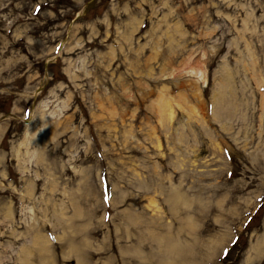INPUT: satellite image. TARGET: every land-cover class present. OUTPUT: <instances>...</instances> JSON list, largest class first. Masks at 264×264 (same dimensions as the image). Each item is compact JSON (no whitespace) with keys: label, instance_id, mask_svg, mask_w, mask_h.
<instances>
[{"label":"rangeland","instance_id":"374dc122","mask_svg":"<svg viewBox=\"0 0 264 264\" xmlns=\"http://www.w3.org/2000/svg\"><path fill=\"white\" fill-rule=\"evenodd\" d=\"M263 236L264 0H0V264H264Z\"/></svg>","mask_w":264,"mask_h":264},{"label":"bare ground","instance_id":"6f19581e","mask_svg":"<svg viewBox=\"0 0 264 264\" xmlns=\"http://www.w3.org/2000/svg\"><path fill=\"white\" fill-rule=\"evenodd\" d=\"M264 237V236H263ZM41 236L36 234V236L34 237V239L32 240V244L30 245V247L26 248V249H23L20 253H21V256H24L26 260H31L33 259L36 254L38 256V253L40 252H43L45 251V242H46V239L43 235V238H44V243L41 242ZM259 250V249H258ZM255 252V251H254ZM257 252V251H256ZM251 254V253H250ZM49 255L48 254H41L40 257L42 260H46L47 257ZM251 257V256H250ZM249 259V257H247ZM252 259V258H251ZM25 260V261H26ZM44 260V261H45ZM250 261V260H249ZM27 262V261H26Z\"/></svg>","mask_w":264,"mask_h":264}]
</instances>
